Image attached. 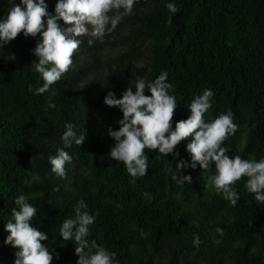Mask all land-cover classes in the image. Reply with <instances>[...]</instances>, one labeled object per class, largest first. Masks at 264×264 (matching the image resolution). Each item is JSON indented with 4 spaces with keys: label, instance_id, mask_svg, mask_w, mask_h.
Returning <instances> with one entry per match:
<instances>
[{
    "label": "trees",
    "instance_id": "trees-1",
    "mask_svg": "<svg viewBox=\"0 0 264 264\" xmlns=\"http://www.w3.org/2000/svg\"><path fill=\"white\" fill-rule=\"evenodd\" d=\"M45 3L55 15L57 0ZM167 3L179 11L169 12ZM13 4L20 0H0V20ZM114 36H122L125 49L108 59L111 74L104 83L97 53ZM89 38L79 37L69 70L40 95L33 55L39 35L21 33L7 44L8 53L0 49V264L15 259L16 249L4 244V225L19 195L37 208L31 223L48 236L42 243L52 250V264L78 260L59 228L79 200L90 214L98 213L88 239L115 252L117 264H264V205L246 191V178L234 185L240 197L235 206L221 195L202 194L214 166L182 168L177 174L191 182L178 184L175 165L191 163L190 141L184 140L165 157L146 151L147 173L132 183L124 165L108 158L114 141L107 130H118L122 113L108 123L114 108L103 103L109 92L123 93L138 77L154 80L166 72L177 102L173 130L189 117L192 99L211 89L213 106L205 119L231 112L237 125L222 145L226 154L264 158V0H136L111 33L92 45ZM68 122L85 134L80 146H64ZM58 148L72 157L63 179L51 174L48 162ZM197 235L201 243L194 246Z\"/></svg>",
    "mask_w": 264,
    "mask_h": 264
},
{
    "label": "clouds",
    "instance_id": "clouds-1",
    "mask_svg": "<svg viewBox=\"0 0 264 264\" xmlns=\"http://www.w3.org/2000/svg\"><path fill=\"white\" fill-rule=\"evenodd\" d=\"M135 2L57 0L55 15H50L45 0H20V4H13L6 18L0 20V45H7L21 33L25 37L39 35L33 50L36 57L34 71L43 83L36 88L35 94H44L71 67L72 57L82 42L79 37H90L88 45H92L94 40H102L132 13ZM165 7L171 13L179 11L175 3H167ZM57 21H62L66 27L62 28ZM172 88L173 85L167 81V73L161 72L154 80L136 78L133 86L128 85L119 99L113 92L107 94L103 103L110 108H118L122 113L118 130H107V135L114 141L108 158L121 162L132 178L131 182L135 183L137 178L147 173L149 157L146 151H158L165 157L173 153L181 141L188 140L186 151L191 156V163L181 160L175 165L174 181L178 184L191 182V176L177 174L182 168L195 169L198 164L202 171H207L214 166L208 186L222 194L231 206L240 199L234 185L242 178H246V191L254 194L259 205H264V158L243 159L240 155L230 158L226 154L228 149L222 146L237 131L233 114L221 113L206 120L205 115L212 109L214 96L213 91L207 89L192 99L188 107L189 117L178 121L173 130L177 102L175 96L169 94ZM29 91H32L31 86ZM48 107L55 108V104ZM84 139L85 134L77 130V125L65 123L61 136L65 147L73 143L80 146ZM48 162L51 174L63 179L67 175L65 166L72 162V157L63 148H58L54 156H49ZM53 191H58V187ZM143 195L148 196L147 193ZM14 203L11 218L4 225L7 233L4 244L16 249L13 264H52V250L42 243L48 240V236L31 223L37 215V208L28 202L25 195L16 197ZM73 213L72 218L63 221L59 235L63 241L73 243L74 255L78 257L76 264H117L115 252L88 239L90 226L98 213L90 214L83 200L73 206ZM214 232L221 237L224 235L219 227ZM220 242L216 240L217 244ZM200 243L199 236H194L193 245Z\"/></svg>",
    "mask_w": 264,
    "mask_h": 264
},
{
    "label": "rangeland",
    "instance_id": "rangeland-1",
    "mask_svg": "<svg viewBox=\"0 0 264 264\" xmlns=\"http://www.w3.org/2000/svg\"><path fill=\"white\" fill-rule=\"evenodd\" d=\"M152 5H150L147 8H144V11H147L151 8ZM142 10V9H141ZM0 49H3L6 53L9 52V48L7 45H0ZM125 49V44L122 40V36L120 37H111L110 41L104 45L101 50L97 53L98 54V68H99V73L101 74L104 83L108 82V79L110 77L111 74V68L109 69L108 65H109V60L110 58H113L115 56H117L120 52H122ZM145 59H140L136 62L137 66H141L144 64ZM107 91L108 90L107 88ZM122 93H119L118 95L115 94V97L117 99H119L121 97ZM120 112V110L118 108H114V112L109 115V120L108 123L113 121L115 119V117L117 116V113ZM109 125V124H108ZM202 194L204 195H221L222 194H218L216 193L213 189H211L208 184L205 185L204 189L202 190Z\"/></svg>",
    "mask_w": 264,
    "mask_h": 264
}]
</instances>
